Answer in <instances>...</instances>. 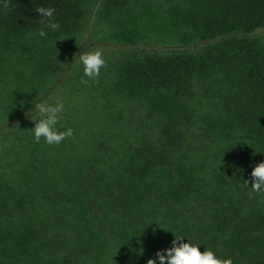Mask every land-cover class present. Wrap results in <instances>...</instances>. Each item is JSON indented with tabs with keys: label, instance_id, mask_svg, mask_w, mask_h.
<instances>
[{
	"label": "trees",
	"instance_id": "1",
	"mask_svg": "<svg viewBox=\"0 0 264 264\" xmlns=\"http://www.w3.org/2000/svg\"><path fill=\"white\" fill-rule=\"evenodd\" d=\"M36 96L71 137L35 142ZM260 162L264 0H0V264H148L177 235L264 264Z\"/></svg>",
	"mask_w": 264,
	"mask_h": 264
},
{
	"label": "clouds",
	"instance_id": "2",
	"mask_svg": "<svg viewBox=\"0 0 264 264\" xmlns=\"http://www.w3.org/2000/svg\"><path fill=\"white\" fill-rule=\"evenodd\" d=\"M35 13L43 19L40 23L44 24L35 35L43 39L47 36L46 29L56 32L60 28L59 22L54 19L56 9L54 7L39 6ZM56 47V45H55ZM78 59L73 63L83 67V74L88 78L98 77L100 71L106 65L103 54L99 50H89L77 53ZM87 81L82 80V83ZM32 107L27 112L28 117L35 123L31 130L32 136L36 143L43 138L48 145H58L66 138L73 135L72 129L61 131L58 124L63 116V103H50L47 98L37 97L29 102ZM247 188L251 183L252 192L264 195V162L258 163L250 173V180L244 181ZM183 236L177 235L167 249L158 251L155 259L148 261V264H234L231 257L225 258L211 248H205L200 251V244L191 240H186Z\"/></svg>",
	"mask_w": 264,
	"mask_h": 264
},
{
	"label": "rangeland",
	"instance_id": "3",
	"mask_svg": "<svg viewBox=\"0 0 264 264\" xmlns=\"http://www.w3.org/2000/svg\"><path fill=\"white\" fill-rule=\"evenodd\" d=\"M95 43V39H91L89 38L87 41H86V46H89L87 47V50H93V49H90V47H92L91 44H94ZM91 45V46H90ZM94 48V47H93ZM95 48H100L99 46H96ZM101 48H106V47H101ZM78 58V57H77ZM60 76V82H62L65 78H66V75H64V73L62 74H59L58 77Z\"/></svg>",
	"mask_w": 264,
	"mask_h": 264
}]
</instances>
